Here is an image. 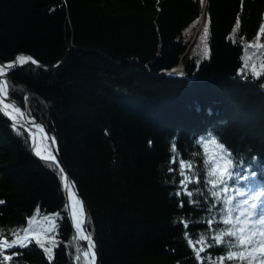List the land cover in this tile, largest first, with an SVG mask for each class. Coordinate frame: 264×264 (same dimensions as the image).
Wrapping results in <instances>:
<instances>
[{"label": "trees", "instance_id": "16d2710c", "mask_svg": "<svg viewBox=\"0 0 264 264\" xmlns=\"http://www.w3.org/2000/svg\"><path fill=\"white\" fill-rule=\"evenodd\" d=\"M203 4L0 0V62L25 52L50 66L7 72V94L55 136L85 202L99 264H212L227 245L207 247L200 238L213 243L228 227L224 210L240 215L248 194L264 191V0ZM203 10L202 35L190 44ZM182 55L194 79L159 74ZM205 159L232 170L226 185L208 183ZM180 160L194 165L185 169L191 197L179 183ZM0 201L7 240L37 217L52 218L33 227L43 238L0 249V264H91L61 210L60 169L36 157L29 133L1 111ZM37 239L52 247L51 260Z\"/></svg>", "mask_w": 264, "mask_h": 264}, {"label": "snow or ice", "instance_id": "6c2138e0", "mask_svg": "<svg viewBox=\"0 0 264 264\" xmlns=\"http://www.w3.org/2000/svg\"><path fill=\"white\" fill-rule=\"evenodd\" d=\"M203 3V0H201ZM208 32V26L205 24L204 26V33L205 38ZM204 55L207 56V47L205 45ZM28 61L32 63H37L33 60L30 56L18 55L16 57L17 64H24ZM13 65H9L12 67ZM264 67V65H262ZM175 71V70H173ZM258 75V73H257ZM0 91H3L5 95L7 92L5 89L0 88ZM3 103V101H0ZM8 108H13V111L19 112V109L14 107L12 104H3V107L0 108V111H3L5 115H8L10 119L13 120V128H17V122L14 116L11 115L10 112L7 111ZM23 115V113H21ZM54 143V141H53ZM213 144H217L216 141H212ZM222 147V146H221ZM171 151L173 154L177 152L176 146L173 143ZM39 151H37V155H39ZM47 159H53L52 157H48ZM175 162V161H173ZM180 175L183 177L179 181L183 192L188 196L191 197L193 193L188 190L187 185L192 183L193 180L190 178L185 171H191L194 165L191 162L186 163L184 160H180ZM204 164L207 167V176L209 177L208 183L215 188L217 185H226L227 180L232 176V170L230 168L225 167L224 169H220L216 162L212 159H205ZM171 171V169H170ZM219 173V174H218ZM226 191L227 189H222ZM181 193L178 191L177 195ZM217 199L220 198L219 192L212 193ZM238 195H244L243 192H238ZM232 197H226L227 202H231ZM190 203L193 201L189 200ZM251 202V203H250ZM3 203V201H0ZM79 203V202H78ZM245 205H248L247 208L241 212L240 215L235 217L232 216V210L226 208L224 210V215L221 218V222L228 226L225 229L218 230L217 234L212 237L213 243H207L202 236L200 238L201 243H206L207 247H212L219 244L227 245V256L219 257L215 260H212V264H224L225 261H236L238 264H257V261L260 264H264V191H256L254 194L249 193L248 199L243 201ZM181 207H183V201H181ZM81 216L83 217V207L81 205L80 210ZM244 217V218H242ZM45 221H49L52 219L49 216H45L43 218ZM85 221L82 219L79 224H76L75 227L78 229L82 227ZM207 223L212 224V220L207 221ZM52 228H49L48 231L51 232L55 229L56 224L55 220H52ZM25 236L20 237L18 235L19 230L17 232L12 233L16 239H12L11 243L8 242L7 239L4 238V230L0 229V249L12 248L13 246L18 245L19 247H27V236L32 231L30 228L23 229ZM51 239V238H49ZM80 239L87 240L89 243L88 251H85L83 255L87 258L88 253L91 252L92 254V261L94 264L95 261V252H94V244L92 243V239L90 235L81 236ZM40 244L42 248H45L46 253H48L49 260L52 259V247H45L43 243L39 239L36 241ZM191 244V241H189ZM205 251V248H200L197 250L196 255L198 259H201V253ZM4 260H11L13 259L12 256H4Z\"/></svg>", "mask_w": 264, "mask_h": 264}, {"label": "water", "instance_id": "95a60500", "mask_svg": "<svg viewBox=\"0 0 264 264\" xmlns=\"http://www.w3.org/2000/svg\"><path fill=\"white\" fill-rule=\"evenodd\" d=\"M206 1L207 0H204L203 8H205V6H206ZM203 17H204V10H203V13L201 15L200 22H199L198 26L196 27V29L194 31V35H193L192 41H194V39L196 38L197 33L200 32L202 30V28H203ZM191 42H190V44H191ZM190 44L188 45L187 50L189 49ZM187 50H186V52H187ZM18 55L30 56V57L33 58V60H35L37 62V63H32L31 61H28V62H26L24 64L31 63V64H34L36 66L42 67V68H49L50 67V66H48V65H46L44 63H41L40 61H38L37 59H35L33 56H31V55H29V54H27L25 52H19V53H17L14 56V58L12 60L7 61V62H0V66H2V67L5 68L6 73L9 72V71H11V70H13V69H15V68H18V67L24 65V64H17L16 63V57ZM182 58H183V55L181 56L179 62L175 66H173V67H171L169 69H163V70H161L159 72V74L160 75L163 74V75L170 76V77L171 76H178V77H184L186 79H194V77L189 76L187 74V72L185 70V67H184V64H183V61H182ZM10 64L13 65V66L12 67H9ZM144 67H147V66L145 65ZM173 70H175V71H173ZM261 88L264 90V87H261ZM6 89H7V85H6ZM5 100L7 102H10L11 104L15 105V107L19 109L20 113H23L22 116L24 117L25 123L17 122V125L23 127L29 133V135H30V132L28 130V126L30 125L29 122L32 121L33 123L38 124L43 129V131L47 135V137H49L50 139H53V141H54V143L52 145V155H53L52 158L53 159L42 158V157L38 156L37 154H35V155L37 157L43 159V160H48V161L54 162L58 166V168L60 169V171L62 173V182H63L64 192H65V202H66V193H67L65 183L67 182V183H69L71 185V187H72L75 195L77 196V198L80 201V204L83 207V213H84L83 220L85 221V223L81 227V230L83 232V235H78L76 233V238L82 243V245L84 246V248L86 249V251H88V248H89L88 241L87 240H84V239H80V237L81 236H84V235H90L91 236L92 243L94 244V252H95V261H94V264H99V254H98V250H97V247H96V244H95V240H94L93 235L90 233V231L87 228L88 216H87L85 202H84L83 198L81 197L80 193L78 192V190L76 188V185H75L72 177L69 175V173L67 172L66 168L64 167V165H63V163L61 161L60 154H59V151H58V146H57V140H56L55 136L48 130L47 126L41 120H37L33 116H29L27 114V112L23 109V107L17 101H15L14 99L10 98L8 96V94L5 96ZM4 116L13 123V120L10 119L8 115H5L4 114ZM30 142H31V137H30ZM31 146H32V142H31ZM61 210L62 211H65L64 210V206L61 208ZM67 216H68V218L70 220V217H69V214L68 213H67ZM70 223H71L72 228L74 229L71 220H70ZM88 255L90 257L91 264H93L91 252H89Z\"/></svg>", "mask_w": 264, "mask_h": 264}, {"label": "bare ground", "instance_id": "6f19581e", "mask_svg": "<svg viewBox=\"0 0 264 264\" xmlns=\"http://www.w3.org/2000/svg\"><path fill=\"white\" fill-rule=\"evenodd\" d=\"M203 25H204V17H203ZM202 32H203V28L200 32H198L199 33L198 35H202ZM6 85H7L6 71L4 67L0 66V88L5 89L7 92ZM5 96L6 95L4 94V92L0 91V101H3V103H0V108L3 107V104H11L10 102H7L5 100ZM7 111L10 112L11 115L15 117L16 122L25 123L24 117L21 115L20 111L19 112L13 111V108H8ZM29 124L30 125L28 126V130L30 132L32 148L34 152L37 154V151H39L40 154L38 156L42 158L53 157L52 155L53 139L47 137L43 129L38 124L33 123L32 121L29 122ZM65 185H66L67 193H66V202L64 205V210L69 214L70 220L74 227L73 231L75 233V236L76 233L78 235H83L81 228L78 229L77 227H75V225L79 224L83 219L80 213L81 210L80 201L75 195L71 185L67 182L65 183ZM32 235L34 234L33 233L28 234V236H32Z\"/></svg>", "mask_w": 264, "mask_h": 264}, {"label": "rangeland", "instance_id": "374dc122", "mask_svg": "<svg viewBox=\"0 0 264 264\" xmlns=\"http://www.w3.org/2000/svg\"><path fill=\"white\" fill-rule=\"evenodd\" d=\"M198 34H199V33H197L196 37H197V36H200V35H198ZM192 39H193V37H192ZM191 41H192V40H191ZM200 41H201L202 46L205 47V39H204V37H202ZM191 43H192V42H191ZM262 56H263V55H256L255 58L260 59ZM250 59H251V57H249V60H250Z\"/></svg>", "mask_w": 264, "mask_h": 264}, {"label": "built area", "instance_id": "2783aa9c", "mask_svg": "<svg viewBox=\"0 0 264 264\" xmlns=\"http://www.w3.org/2000/svg\"><path fill=\"white\" fill-rule=\"evenodd\" d=\"M30 233H32V232H30Z\"/></svg>", "mask_w": 264, "mask_h": 264}]
</instances>
